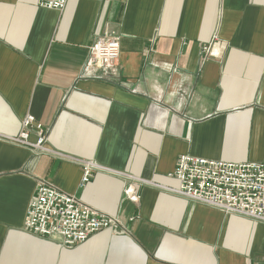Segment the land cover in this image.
Returning <instances> with one entry per match:
<instances>
[{
  "label": "crops",
  "instance_id": "obj_1",
  "mask_svg": "<svg viewBox=\"0 0 264 264\" xmlns=\"http://www.w3.org/2000/svg\"><path fill=\"white\" fill-rule=\"evenodd\" d=\"M99 37L119 58L86 72ZM27 114L103 170L81 189V166L0 138V264H264L263 223L168 190L180 155L264 164V0H0V137ZM41 181L120 227L71 249L26 232Z\"/></svg>",
  "mask_w": 264,
  "mask_h": 264
},
{
  "label": "built area",
  "instance_id": "obj_2",
  "mask_svg": "<svg viewBox=\"0 0 264 264\" xmlns=\"http://www.w3.org/2000/svg\"><path fill=\"white\" fill-rule=\"evenodd\" d=\"M68 0H38V6L47 10L62 11ZM213 43L202 48L203 58L213 55ZM120 43L116 38L99 37L89 47L84 71L99 64L108 69L118 60ZM35 141H30V136ZM6 143L26 149L37 155H51L71 161L82 168L79 187L84 188L94 172L103 168L95 162L67 157L46 147L47 130L27 114L21 121L16 136H1ZM178 182L173 195L185 198L226 215H236L264 224V164L228 163L180 155L171 175ZM129 193L128 190L125 191ZM119 221L84 204L54 186L41 181L31 198L23 222L26 232L50 238L58 237L66 248L85 242L91 235L103 230H116Z\"/></svg>",
  "mask_w": 264,
  "mask_h": 264
}]
</instances>
